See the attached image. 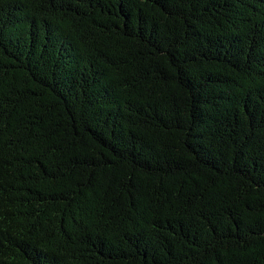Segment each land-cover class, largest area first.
<instances>
[{"label":"trees","instance_id":"trees-1","mask_svg":"<svg viewBox=\"0 0 264 264\" xmlns=\"http://www.w3.org/2000/svg\"><path fill=\"white\" fill-rule=\"evenodd\" d=\"M0 264H264V0H0Z\"/></svg>","mask_w":264,"mask_h":264}]
</instances>
